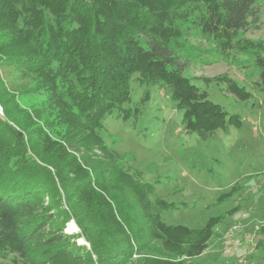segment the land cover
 Returning <instances> with one entry per match:
<instances>
[{"label":"trees","instance_id":"trees-1","mask_svg":"<svg viewBox=\"0 0 264 264\" xmlns=\"http://www.w3.org/2000/svg\"><path fill=\"white\" fill-rule=\"evenodd\" d=\"M261 1L0 0V255L10 264H187L199 256L221 217L199 229L165 224L162 213L176 206L123 171L102 140V120L122 110L138 74L140 84L170 88L187 132L204 139L240 127L182 74L170 46L189 24L225 55L249 52L264 93V40L239 37ZM9 74L26 84L9 88ZM215 80L238 101L250 98L236 81ZM23 95L38 101L22 108ZM94 150L110 161L92 162ZM70 221L77 233L64 231Z\"/></svg>","mask_w":264,"mask_h":264},{"label":"rangeland","instance_id":"rangeland-1","mask_svg":"<svg viewBox=\"0 0 264 264\" xmlns=\"http://www.w3.org/2000/svg\"><path fill=\"white\" fill-rule=\"evenodd\" d=\"M256 11L255 19H249L239 34L241 39L264 40V1ZM170 49L182 64V74L207 100L237 115L240 127L230 126L204 139L187 132L181 122L183 110L172 99L170 88L160 82L140 84L139 75L134 74L129 100L122 105L130 115L124 118L122 110H115L104 117L102 140L124 172L152 187L151 198L176 206L162 213L165 224L199 229L210 217H221L206 249L186 259L187 264H260L264 250V93L255 58L239 50L221 53L209 36L189 24L182 27V37ZM223 76L244 87L250 98L241 102L227 94L225 83L215 80ZM6 81L15 91L26 84L10 74ZM37 101L34 95L18 98L22 108ZM93 153L92 162L105 164L111 159L106 152ZM231 189L234 192L224 197ZM64 231L77 233L78 229L70 221ZM77 243L87 246L81 238ZM9 258L1 254L0 264H10Z\"/></svg>","mask_w":264,"mask_h":264},{"label":"built area","instance_id":"built-area-1","mask_svg":"<svg viewBox=\"0 0 264 264\" xmlns=\"http://www.w3.org/2000/svg\"><path fill=\"white\" fill-rule=\"evenodd\" d=\"M0 114H1V109H0Z\"/></svg>","mask_w":264,"mask_h":264},{"label":"bare ground","instance_id":"bare-ground-1","mask_svg":"<svg viewBox=\"0 0 264 264\" xmlns=\"http://www.w3.org/2000/svg\"><path fill=\"white\" fill-rule=\"evenodd\" d=\"M74 226V225H73Z\"/></svg>","mask_w":264,"mask_h":264}]
</instances>
